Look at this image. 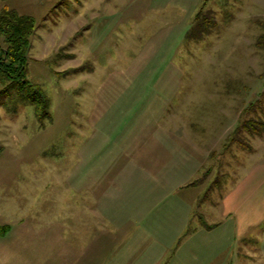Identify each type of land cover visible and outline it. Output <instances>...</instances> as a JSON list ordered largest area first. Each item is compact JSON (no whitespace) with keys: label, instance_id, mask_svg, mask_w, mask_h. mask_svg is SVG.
Masks as SVG:
<instances>
[{"label":"rangeland","instance_id":"374dc122","mask_svg":"<svg viewBox=\"0 0 264 264\" xmlns=\"http://www.w3.org/2000/svg\"><path fill=\"white\" fill-rule=\"evenodd\" d=\"M5 7L50 115L0 82V264H264V0Z\"/></svg>","mask_w":264,"mask_h":264},{"label":"trees","instance_id":"16d2710c","mask_svg":"<svg viewBox=\"0 0 264 264\" xmlns=\"http://www.w3.org/2000/svg\"><path fill=\"white\" fill-rule=\"evenodd\" d=\"M35 29L36 20L33 16L20 14L16 9L8 7L0 11V37L6 44H0V82L9 81L16 86L19 95L35 105L37 115L44 118L50 115L49 98L39 85L26 77L27 53ZM242 128L259 132L253 120H247Z\"/></svg>","mask_w":264,"mask_h":264},{"label":"crops","instance_id":"0c3cea01","mask_svg":"<svg viewBox=\"0 0 264 264\" xmlns=\"http://www.w3.org/2000/svg\"><path fill=\"white\" fill-rule=\"evenodd\" d=\"M234 196H235V193H233V192H231L229 195H226L225 202H224V207H225L226 212H230L232 210V200H235V199H237V197H239V196H237V197L234 198ZM229 218H230V216H229ZM247 227H248L247 225H244V227L242 228V230L244 231L243 233L245 234V236H242V234H241L240 238H242V239L240 241H242L243 239L247 238V236H246V232L248 231ZM241 233H242V231H241ZM234 235L236 236L235 237V240H236L237 235L236 234H234ZM239 250L240 249H239V246H238L236 254L239 253ZM128 252H129V254L136 253V251L133 252V253H131L130 251H128ZM138 255L139 256L135 255L133 258L129 259L130 262L132 261L130 264H158V255H157V249L156 248H155L154 252H152V248L151 247L149 248V250H146V249L143 250V248H141V250L138 251ZM218 255L220 257L219 263L234 264V263H232L233 258H231L229 256L228 252H226L224 250H221L220 253H218ZM230 258H231V260L229 261L228 259H230ZM119 264H129V262H128V260H125V261H123V262H121Z\"/></svg>","mask_w":264,"mask_h":264}]
</instances>
